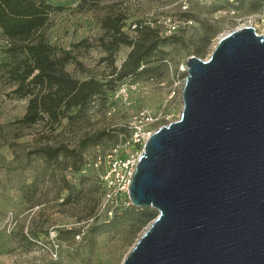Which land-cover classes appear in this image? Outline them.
<instances>
[{
	"label": "rangeland",
	"instance_id": "obj_1",
	"mask_svg": "<svg viewBox=\"0 0 264 264\" xmlns=\"http://www.w3.org/2000/svg\"><path fill=\"white\" fill-rule=\"evenodd\" d=\"M78 2L54 1L59 8L44 31L50 42L73 51L67 69L80 80L115 78L133 48L119 44L112 56L104 48L102 19L112 6L127 16L122 30L132 39L145 26L162 38L177 37L159 43L138 69L150 62L153 72L114 80L113 89L105 86L107 92L92 97L83 112H71L72 119L21 129L12 123L25 114L28 97L12 92L2 70L9 54L0 31V264H123L158 211L136 207L126 216L121 209L110 215L96 154L122 144L136 125L157 130L180 118L189 56L209 58L237 27L252 25L264 34V0H102L92 8ZM47 144L75 149L82 160L66 169L50 165L39 152Z\"/></svg>",
	"mask_w": 264,
	"mask_h": 264
},
{
	"label": "water",
	"instance_id": "obj_2",
	"mask_svg": "<svg viewBox=\"0 0 264 264\" xmlns=\"http://www.w3.org/2000/svg\"><path fill=\"white\" fill-rule=\"evenodd\" d=\"M179 119L144 144L130 186L158 215L123 264H264V34L186 60Z\"/></svg>",
	"mask_w": 264,
	"mask_h": 264
},
{
	"label": "trees",
	"instance_id": "obj_3",
	"mask_svg": "<svg viewBox=\"0 0 264 264\" xmlns=\"http://www.w3.org/2000/svg\"><path fill=\"white\" fill-rule=\"evenodd\" d=\"M54 1L56 0H0V31L7 40L9 54L2 70L15 86L12 92L19 98L28 97L25 114L12 123L17 128H29L40 121L53 127L63 118L72 119L74 115L70 113L83 112L92 97L107 92L105 86L113 89L114 80L122 79L130 73L153 72L155 67L149 66L150 62H146L140 71L138 69L159 43L175 40L177 37L173 34L162 38L158 29L145 26L140 27L137 38L132 39L122 30L127 16L116 12L112 6L102 19L105 32L100 40L104 48L110 51V56L117 51L119 44L132 45L133 48L115 78L108 82L95 77L80 80L67 69L68 63L76 59L73 51L50 42L44 31L51 12L59 8ZM101 1L79 0L78 5L81 8H92ZM83 43L84 41L78 42L74 46L78 47ZM160 54H164V51H160ZM84 142L85 140L82 144ZM39 152L48 164L63 169L76 166L82 160L75 149L66 145L47 144L40 147ZM135 208L131 205L118 209L125 210L123 216H126Z\"/></svg>",
	"mask_w": 264,
	"mask_h": 264
},
{
	"label": "built area",
	"instance_id": "obj_4",
	"mask_svg": "<svg viewBox=\"0 0 264 264\" xmlns=\"http://www.w3.org/2000/svg\"><path fill=\"white\" fill-rule=\"evenodd\" d=\"M184 69L187 71L186 64ZM154 131L146 130L142 125H136L122 144H116L106 155L96 154L95 165H103L99 175L104 189L103 206L110 215L115 209L133 205L130 198L131 182L144 144Z\"/></svg>",
	"mask_w": 264,
	"mask_h": 264
}]
</instances>
